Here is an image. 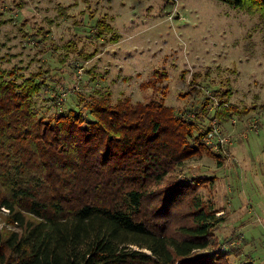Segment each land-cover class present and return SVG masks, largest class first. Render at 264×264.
<instances>
[{"label":"rangeland","instance_id":"1","mask_svg":"<svg viewBox=\"0 0 264 264\" xmlns=\"http://www.w3.org/2000/svg\"><path fill=\"white\" fill-rule=\"evenodd\" d=\"M0 68L46 81L33 97L43 115L104 90L163 101L182 119L196 109L210 151L165 180L208 177L197 194L217 208L213 238L232 264H264V16L220 0H0ZM182 210L172 225L187 221ZM6 213L0 229H16Z\"/></svg>","mask_w":264,"mask_h":264},{"label":"trees","instance_id":"2","mask_svg":"<svg viewBox=\"0 0 264 264\" xmlns=\"http://www.w3.org/2000/svg\"><path fill=\"white\" fill-rule=\"evenodd\" d=\"M220 1L264 16V0ZM43 86L0 68V207L16 227L0 229V264H232L211 231L217 208L197 194L208 177L165 180L210 151L196 109L182 119L163 101L104 90L43 115L33 105ZM182 207L187 221L172 225Z\"/></svg>","mask_w":264,"mask_h":264}]
</instances>
